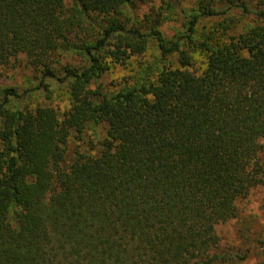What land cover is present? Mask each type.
<instances>
[{
	"label": "trees",
	"instance_id": "obj_1",
	"mask_svg": "<svg viewBox=\"0 0 264 264\" xmlns=\"http://www.w3.org/2000/svg\"><path fill=\"white\" fill-rule=\"evenodd\" d=\"M151 1L0 0V264H248L255 243L264 264L263 233L217 231L264 186V4L195 0L165 39L161 9L133 15ZM150 43L159 64L102 84ZM18 55L33 88L1 87ZM52 83L65 111L23 103Z\"/></svg>",
	"mask_w": 264,
	"mask_h": 264
},
{
	"label": "rangeland",
	"instance_id": "obj_2",
	"mask_svg": "<svg viewBox=\"0 0 264 264\" xmlns=\"http://www.w3.org/2000/svg\"><path fill=\"white\" fill-rule=\"evenodd\" d=\"M253 5H262L264 0H250ZM195 7V0H153L151 2L136 3L132 8L133 15L136 19L143 21L145 17L155 16L158 10L162 11L161 22L158 30L165 39H169L176 34L182 32L184 22L190 11ZM209 27L212 22H204ZM244 22H241V26ZM169 60L177 65L174 56H169ZM66 61L75 63L73 59L68 57L62 58V64ZM159 56L153 43H150L147 51L142 55H137L124 66H116L111 68L99 80L105 86L113 88L123 78H127L131 83L132 77L145 66H153L159 64ZM203 66L202 59L197 56L194 66L191 69L198 71ZM37 85L36 72L26 63L24 56L18 55L12 59L11 64L5 70L1 78V87L14 86L19 91L27 88H33ZM24 104L46 105L56 109L62 113L68 108V93L66 88L57 83L50 84L48 90L38 89L33 92L32 98L25 99ZM94 129L88 126L82 132L83 141L79 143L82 147H87L94 140ZM96 131L99 136H103L101 127H97ZM95 141V140H94ZM74 149L72 142L69 143V151ZM239 213L235 219H232L218 226L217 231L224 243L249 245L252 237L258 235L259 232L264 234V186H259L251 192V194L238 202ZM262 261L260 246L254 244L250 257L246 263L259 264Z\"/></svg>",
	"mask_w": 264,
	"mask_h": 264
}]
</instances>
